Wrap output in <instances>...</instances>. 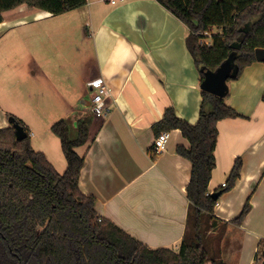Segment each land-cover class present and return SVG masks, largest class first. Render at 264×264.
Listing matches in <instances>:
<instances>
[{
	"label": "crops",
	"instance_id": "crops-1",
	"mask_svg": "<svg viewBox=\"0 0 264 264\" xmlns=\"http://www.w3.org/2000/svg\"><path fill=\"white\" fill-rule=\"evenodd\" d=\"M85 6V11L81 6L59 15L30 9L26 4L2 12L0 40L11 29L30 21L53 23L54 18H74L80 9V15H76L80 18L76 40L82 45L85 43L82 53L72 37L68 53L64 42L61 57L54 55L53 61L61 74L59 77L53 73L57 78L53 76L52 83H58L53 96L60 101L52 107L59 111H54L50 122L44 125L46 139L37 140V132L34 134L31 130L32 123L24 116L17 117L27 126L34 149L38 148L57 171L63 172L66 161L59 138L50 129L51 124L66 119L69 134L74 137L76 121L85 120L74 100L88 104L89 100L85 99L87 81L103 77L112 93L110 111L105 117L94 116L85 121L88 137L76 148L84 156L79 187L94 196V208L99 215L134 238L152 248L168 247L177 251L186 229V186L191 163L176 152V146L187 147L189 143L179 129L171 130L166 150L155 155L152 124L161 119L167 107H172L179 118L189 123L198 119L201 79L185 44L188 28L157 0H115L114 3L87 0ZM53 30L46 31L49 37H43V42L53 39ZM8 44L6 41L0 44L1 58L13 54L10 55L8 47L11 45ZM21 45L24 47V43ZM74 50L81 51L76 55L79 59L73 56ZM256 50V59L244 67L236 79L227 80L228 93L224 101L242 116L225 117L216 123L215 167L207 187L208 193L222 191L225 186L222 183H226L235 160L241 159L239 177L232 188L218 196L213 212L215 223L208 231L215 234L213 238L221 235L214 243L219 242L220 257L226 264H249L258 241L264 238V101L261 99L264 48ZM84 55H91L86 63ZM19 60L20 57L16 63ZM30 62L33 78L41 76L47 61H38L34 53ZM44 78L49 79L48 75ZM36 79L34 89L39 91L40 82ZM8 114L15 113L7 101L0 102V128L10 125ZM36 125L34 123V128ZM246 201L250 209L242 223L231 222ZM239 231L250 234L251 243L255 239L248 253L243 249L245 238L239 237Z\"/></svg>",
	"mask_w": 264,
	"mask_h": 264
},
{
	"label": "trees",
	"instance_id": "trees-1",
	"mask_svg": "<svg viewBox=\"0 0 264 264\" xmlns=\"http://www.w3.org/2000/svg\"><path fill=\"white\" fill-rule=\"evenodd\" d=\"M188 28L186 47L200 73L202 66L214 70L230 55L234 69L228 80L236 79L255 59L257 48H264V0H157ZM87 0H0L2 12L20 4L59 15L85 5ZM215 28L211 43L202 41ZM264 65V60H263ZM264 101V90L261 95ZM242 116L219 97L201 90L199 116L195 123L179 118L167 107L161 119L152 124L157 136L179 129L189 145L176 146V152L191 163L186 186L188 213L186 229L177 251L152 248L134 238L111 220L99 215L95 198L79 187L84 156L76 148L88 137L83 119L75 123L70 136L69 123L61 118L51 124L59 138L66 168L58 172L45 154L34 149L27 126L12 114L27 133L16 140L11 125L0 128V264H226L217 241L208 231L213 228L217 199L208 193L215 167L214 149L218 120ZM238 157L221 193L233 187L239 177ZM250 209L245 202L231 222L240 225ZM216 238V239H215ZM216 249L211 258L209 251ZM264 238L254 257L262 261Z\"/></svg>",
	"mask_w": 264,
	"mask_h": 264
},
{
	"label": "rangeland",
	"instance_id": "rangeland-1",
	"mask_svg": "<svg viewBox=\"0 0 264 264\" xmlns=\"http://www.w3.org/2000/svg\"><path fill=\"white\" fill-rule=\"evenodd\" d=\"M86 8L87 7L83 5L82 10L85 11ZM78 13L80 15V9L77 10L76 15H78ZM76 15H74V18L67 19L62 17L54 18L51 21L53 23L55 21V24L49 22V20H45V22L30 21L29 23L21 25L18 28L15 27L14 29H11L5 35L3 40H0V44L4 41H6V43H9L8 45H11L8 47L10 48V55L13 53L11 55L12 57L9 56V58H7L6 56H4L3 58L0 57V91L2 92L0 93V102L3 103L7 101L9 108L15 113L14 116L16 115V118H18L17 116H24V119L27 118L25 120L32 123L33 127L31 128V130H33L32 132H34V134H36L37 132L36 137H38L37 140L39 141H41L42 139H46V131H44V125L50 122L49 119H51L52 115H54V111H59L56 108H52L55 107V104L58 103V101H60L58 97L53 96V91H57L58 87V83H52L53 78L56 77L53 75V73L59 77L61 74V70L59 69V67H57V63L53 61L55 60L54 55H57L58 58L61 57V52H63L65 49L64 42L67 45L68 53V44L72 43V37L75 38L74 42L80 47V50L82 48V53L84 52L85 43L82 45L80 40H76V37H79V31H75L77 30V27H79L78 22L80 20V18H76L78 17ZM63 19L65 20L62 21ZM46 27H48L50 31L54 29L53 39L47 43L43 42L42 39L43 37H46L47 39L49 37V34L46 32L49 30ZM62 28L64 30H62ZM70 29L71 32H69ZM215 33H219V31L215 28H212L210 32L206 34L207 36L205 38H202V41L204 43L210 44L211 36ZM21 43H24V47H27L25 52L24 47L21 45ZM40 45H42L41 48ZM89 50H91L90 43ZM28 53L29 55H26ZM34 53L35 58H37L38 61H47L45 63V66L42 68L43 72L40 74L41 76H37L38 78H33L32 76V63L30 61L32 60V58H34ZM80 53L81 51L77 52L74 50L73 56L80 55ZM19 57V63H16V60H18ZM76 58L79 59L80 57L76 56ZM82 58L86 63L90 60L91 55H84L82 56ZM27 60L29 61L27 63H24V61ZM44 75H48L49 79L47 81H45ZM35 79L36 81L38 80L40 82L39 91L37 89H34ZM16 80H19V82H16ZM40 87H42L41 91ZM52 88L54 89L52 90ZM87 88L88 93L86 94L85 99L90 100L94 92V88L90 85H87ZM52 101L54 103H52ZM74 104L80 110L86 122L94 119V115L90 111L88 104H84L81 101H76V99L74 100ZM40 117H43V119H40ZM34 123L38 125V128L37 125L34 128ZM49 135L51 137L52 134ZM36 149L39 150L38 148ZM59 154L61 155V152ZM216 225L218 226V222H216ZM216 231L220 233L219 230ZM213 234L214 233H211V231L208 233V235L210 236H213ZM220 236L221 235H219V237ZM242 236L243 238H245V248L243 245V249L246 253H248L253 247L255 239H253V243H251L252 241L248 239L250 234L239 231V237ZM214 245L215 243L212 246ZM215 255H218L216 253V249L209 251V256H211V258L215 259L216 257H213ZM204 264H212V262L208 258L204 262Z\"/></svg>",
	"mask_w": 264,
	"mask_h": 264
},
{
	"label": "water",
	"instance_id": "water-1",
	"mask_svg": "<svg viewBox=\"0 0 264 264\" xmlns=\"http://www.w3.org/2000/svg\"><path fill=\"white\" fill-rule=\"evenodd\" d=\"M256 55L257 50L255 52V56ZM233 69V57L231 55L226 60L222 61L214 70H210L205 66H202L200 68V71L203 73V78L200 82L201 90L219 97H225L228 93L227 80L232 74ZM8 121L14 129L16 140H21L27 136V133L24 131L23 127L18 122H16L13 117H8ZM210 194L213 198L217 199V197L221 194V191H214ZM261 264H264V251H262Z\"/></svg>",
	"mask_w": 264,
	"mask_h": 264
},
{
	"label": "built area",
	"instance_id": "built-area-1",
	"mask_svg": "<svg viewBox=\"0 0 264 264\" xmlns=\"http://www.w3.org/2000/svg\"><path fill=\"white\" fill-rule=\"evenodd\" d=\"M114 1L115 0H110L111 3H114ZM87 84L94 88L92 97L88 101L90 111L95 117H105L110 111L109 100L112 99L110 87L101 76L89 79ZM168 135L169 133L167 131H162L154 137L152 151L155 155L166 150ZM222 185H225V182H223ZM249 264H261V262L254 257Z\"/></svg>",
	"mask_w": 264,
	"mask_h": 264
}]
</instances>
